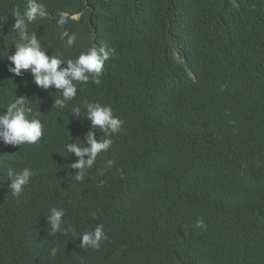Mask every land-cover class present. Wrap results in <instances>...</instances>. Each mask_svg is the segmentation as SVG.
<instances>
[{
  "label": "trees",
  "instance_id": "1",
  "mask_svg": "<svg viewBox=\"0 0 264 264\" xmlns=\"http://www.w3.org/2000/svg\"><path fill=\"white\" fill-rule=\"evenodd\" d=\"M42 2L50 16L29 30L49 56L116 55L99 85L73 81L76 98L56 108L62 89L9 71L11 13L27 0H0V113L26 96L45 125L36 144L0 138V264H264V0ZM61 12L76 17L64 29ZM63 30L77 35L71 48ZM85 100L110 105L123 125L79 181L67 144L105 137ZM24 167L34 175L16 196L8 169ZM53 207L74 232L50 235ZM101 224L108 239L84 248L82 234Z\"/></svg>",
  "mask_w": 264,
  "mask_h": 264
},
{
  "label": "clouds",
  "instance_id": "2",
  "mask_svg": "<svg viewBox=\"0 0 264 264\" xmlns=\"http://www.w3.org/2000/svg\"><path fill=\"white\" fill-rule=\"evenodd\" d=\"M11 14L14 17L11 31L18 34V39L13 43L16 49L15 53L8 56V59L14 64V67H9V71L15 76H19L22 74V70H30L38 86L48 89L54 85L56 89H62V98L55 101L56 108H64L68 101L76 98L77 86L73 81L83 83L91 81L97 85L101 83L100 77L104 74L105 62L110 57H115V48L91 46L86 51L80 52L75 58L49 56L36 32L29 30V26L34 21L43 20L50 16L42 0H27V6L23 12L17 7ZM74 18L76 17L61 12L56 24L59 28L64 29L68 21ZM60 38H66V45L71 48L77 40V35L75 33L69 34L67 30H63L60 33ZM61 65L65 66L61 67ZM83 104L86 108V116L91 120L92 126L105 133V137L97 140L95 135L90 132L86 144H67L68 149L81 157L77 163L71 165V167L80 170L76 175V180L79 181L85 179L86 170L93 167L99 154L110 149L113 143L112 135L120 132L123 125V121L114 114L110 105L86 100L83 101ZM73 111L79 114L81 108L74 107ZM39 116V112L34 110L26 96L16 95V98L9 102L5 110L0 113V138L6 144L12 145L38 143L45 130V125ZM86 154L88 158L84 159ZM114 163L113 160L108 159L105 162L104 170L112 167ZM104 170L100 172L101 175H103ZM13 174H15V179L9 187L12 194L18 196L23 191L24 186L29 183L34 172L30 167H24L19 172L9 168L8 176ZM121 175H123L122 172ZM100 183L102 185L103 181ZM65 214L63 208L53 207L50 209V235H54L58 231H75L72 224H68L67 228H62V225L65 224L63 219ZM194 227L197 229L206 228L204 220L197 218ZM107 239L108 236L104 232L103 225H97L93 231L82 234V246L87 249L91 245L93 249H99L101 241ZM56 252L57 248L51 249L53 256L56 255Z\"/></svg>",
  "mask_w": 264,
  "mask_h": 264
}]
</instances>
